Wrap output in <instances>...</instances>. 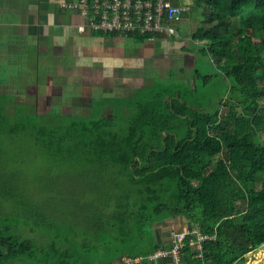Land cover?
I'll return each instance as SVG.
<instances>
[{
	"label": "trees",
	"instance_id": "1",
	"mask_svg": "<svg viewBox=\"0 0 264 264\" xmlns=\"http://www.w3.org/2000/svg\"><path fill=\"white\" fill-rule=\"evenodd\" d=\"M194 2L205 10L192 40L232 79L219 102L224 110L197 99V81L178 80L136 87L119 102L104 99L90 114L7 109L12 96L1 90L0 75V142H68L88 167L82 192L35 197L78 207L53 210L58 218L32 211L11 226L0 219V264H118L122 254L169 246L155 225L178 216L215 234L200 255L185 242L181 264H244L264 244V0ZM107 106L111 115L103 114ZM20 173L5 166L0 183L19 186ZM69 183L78 185L74 177ZM158 261L172 264L171 256Z\"/></svg>",
	"mask_w": 264,
	"mask_h": 264
},
{
	"label": "rangeland",
	"instance_id": "2",
	"mask_svg": "<svg viewBox=\"0 0 264 264\" xmlns=\"http://www.w3.org/2000/svg\"><path fill=\"white\" fill-rule=\"evenodd\" d=\"M189 2L191 8L185 12L183 19L189 20L185 26L189 25L188 27L193 30L194 26L200 22L201 13L205 7L204 5L198 6L194 0H189ZM177 29L180 35L185 33L186 28L182 21L177 24ZM176 37L170 36V41L181 42ZM65 42L63 48L55 46L50 50L45 48L44 51L49 50V53L38 57L37 65L35 64L37 62L30 57L27 66L36 67V70L26 68L28 72L20 75L21 79L16 77L3 80L2 86L4 87H1V90L12 96L7 109L16 107L17 110L47 113L54 116L60 113L90 114L91 109H97L104 99L119 102L121 96L133 92L134 87L131 86L137 82L147 84L168 82L174 79L173 75L168 79L165 78L167 73L160 71L164 65L161 53L165 51L164 48L156 46L160 40H139L133 36L88 33L78 37L71 35L65 39ZM185 42L188 48L196 54L200 74L209 73L212 77L206 84L203 83L202 78L197 80V99L206 102L211 110L219 105L221 110L226 109L219 102L225 100L228 95L232 79L217 71L216 60L202 51V42L192 39H186ZM59 63L62 65L58 66ZM73 65L75 68L72 67ZM81 65H87L88 67L83 72L91 74L93 68H99V70L105 68L104 71H100L105 75L106 72L113 74L108 81L111 83L113 78L114 86L108 89L105 87L82 89L76 73ZM9 66L11 70L16 67V65ZM139 71H143V80L133 82V78H136L135 73ZM102 82L106 83L104 80ZM122 83L133 84L130 87H122ZM28 84L31 86L26 87ZM82 92L85 96H80ZM260 109L264 110V102ZM103 114L111 115L110 106L103 109ZM51 123H55V120L46 121L44 125L49 126ZM72 150L73 145L68 142L40 146L23 138L13 142L4 140L0 142V171L5 166L7 169L19 168L23 182L19 186H3L0 183V219L4 224L11 226L17 220L28 219L32 211H38L42 217L58 218L61 215L53 214V210L68 212L79 206L80 203L57 199L59 196L77 194L86 189L84 185L88 173L86 161L80 150L75 153H72ZM73 177L77 179L78 185L71 189V183L67 185V181L72 180ZM8 193L13 195L10 200L3 198ZM52 193L57 196L55 199L44 202L35 199L37 195L44 196ZM162 222L163 227L158 228H163V235L166 232L170 235L169 229L176 224L169 218ZM23 233L27 236H34L36 232L24 229ZM250 254L249 252L245 255L247 259L244 264H250L248 263ZM256 264H264V258Z\"/></svg>",
	"mask_w": 264,
	"mask_h": 264
},
{
	"label": "crops",
	"instance_id": "3",
	"mask_svg": "<svg viewBox=\"0 0 264 264\" xmlns=\"http://www.w3.org/2000/svg\"><path fill=\"white\" fill-rule=\"evenodd\" d=\"M59 1L60 0H0L1 79L10 80L16 77L20 78V75H24L26 71L28 72V69L26 70V68L36 70V67L27 66L29 64V58H33L32 60H35V62H37L35 64L37 65L38 57L48 55V51L53 46L63 48L66 43L65 39L69 36L71 37V35L78 37L80 35L94 33L89 30L80 32L77 29V24L81 22V17L76 12L62 9L59 6ZM183 17L181 21L183 22L186 31L185 33H182L183 36L180 35L179 32V36L176 37L181 40V42H171L170 36H161L152 41L160 40V43L156 46L165 49V51L161 53L164 65L160 68L161 72L167 73L165 74V78L168 79L173 75V80L183 81L186 84L194 85L198 79L203 78V76H201L203 74H200L195 52L192 49H189L188 44H186L187 42H185L186 39H192V29L188 27L189 25L185 26L186 22L189 20L185 21ZM45 48L49 50L45 52ZM9 65H16V67L11 70ZM61 65V63L58 64V66ZM5 66H7V68H5ZM72 67L75 68V65ZM86 67L88 66L81 65L76 72L82 89L86 87H105L108 89L109 87L114 86L115 83L113 78L112 82L109 83V78L110 76L112 77L113 74H108L106 72L105 75L104 72L100 71L105 68L100 70L99 68H93V73L91 74L84 73L85 71L83 72ZM217 71L220 72L218 69ZM204 75L210 74L205 73ZM135 76L136 78H133V82L140 81V79L143 80V71L135 73ZM211 78L212 77L203 79L209 81ZM103 80L106 81L105 84L102 82ZM131 85L122 83L121 86L130 87ZM143 85H146V83L137 82L131 87L136 88ZM28 86L30 87L31 85H26V87ZM1 87L4 86L1 85ZM80 96H85V94L82 92V95ZM169 219H172V221H174L173 223L176 224L172 225L173 227L169 229V233L172 229H180L188 225L186 218L183 216ZM158 227H163V222H159L155 225L156 238L170 241V235H168L167 232L163 235V228ZM118 264L121 263L119 262Z\"/></svg>",
	"mask_w": 264,
	"mask_h": 264
},
{
	"label": "built area",
	"instance_id": "4",
	"mask_svg": "<svg viewBox=\"0 0 264 264\" xmlns=\"http://www.w3.org/2000/svg\"><path fill=\"white\" fill-rule=\"evenodd\" d=\"M59 6L81 17L77 24L80 32L140 36L152 41L161 36H179L177 24L191 3L189 0H60ZM169 234V246L146 255H122L121 264H159L158 260L166 256H171L172 264H181L180 252L186 241L200 255L203 241L215 238V234L202 232L197 225L173 229Z\"/></svg>",
	"mask_w": 264,
	"mask_h": 264
},
{
	"label": "bare ground",
	"instance_id": "5",
	"mask_svg": "<svg viewBox=\"0 0 264 264\" xmlns=\"http://www.w3.org/2000/svg\"><path fill=\"white\" fill-rule=\"evenodd\" d=\"M189 226V225H188ZM207 233V232H206ZM187 242V241H186ZM264 245V244H263ZM154 251V250H153ZM198 251V250H197ZM152 252V251H151ZM202 252V251H201ZM251 254L249 256L248 263L256 264L261 262V259L264 258V247L260 246L252 251H249ZM248 252V253H249ZM150 253V252H149ZM136 254V253H135ZM138 254V253H137ZM181 254V253H180ZM123 255V254H122ZM130 255V254H129ZM247 259V258H246ZM120 260V259H119ZM145 261V260H144ZM121 263V262H120ZM140 264V263H139Z\"/></svg>",
	"mask_w": 264,
	"mask_h": 264
}]
</instances>
